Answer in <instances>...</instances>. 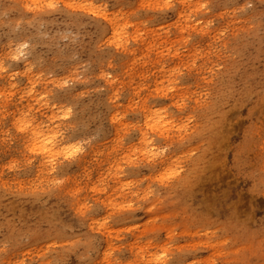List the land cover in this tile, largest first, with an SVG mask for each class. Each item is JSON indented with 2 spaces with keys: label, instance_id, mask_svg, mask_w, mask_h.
<instances>
[{
  "label": "rangeland",
  "instance_id": "obj_1",
  "mask_svg": "<svg viewBox=\"0 0 264 264\" xmlns=\"http://www.w3.org/2000/svg\"><path fill=\"white\" fill-rule=\"evenodd\" d=\"M0 264H264V0H0Z\"/></svg>",
  "mask_w": 264,
  "mask_h": 264
},
{
  "label": "bare ground",
  "instance_id": "obj_2",
  "mask_svg": "<svg viewBox=\"0 0 264 264\" xmlns=\"http://www.w3.org/2000/svg\"><path fill=\"white\" fill-rule=\"evenodd\" d=\"M17 56H19V53L15 52V55L13 56V58L15 59ZM12 77H13V75H10L8 77V81ZM26 125H28V124H26ZM50 126L51 125H48L47 126V130H45V131L43 130V127H41V126L34 128L33 131H30L31 132L30 133V140H29V142H30V144H29L30 152H33V153H36V152L38 153L39 152L42 155H44V154L48 155L50 158H54L57 155H59V153H60L59 151L60 150L57 151V149H56L58 147V143L56 142V137L52 134V130H51ZM27 128H28V126H27ZM64 145H65V143H64ZM61 150H62L61 153L64 154L63 156H65V152H63L65 149H62V147H61ZM66 150H67V147H66ZM62 154H61V156H62ZM157 156H159V154H153L152 153L150 155V157L153 158L151 160L153 162H150V164L152 165L153 168H155L157 166L156 165V161L157 160L156 161L154 160L155 159L154 157H157Z\"/></svg>",
  "mask_w": 264,
  "mask_h": 264
}]
</instances>
